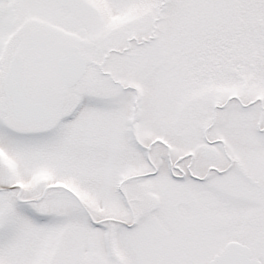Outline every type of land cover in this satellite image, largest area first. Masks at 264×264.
Here are the masks:
<instances>
[{"label":"snow or ice","instance_id":"6c2138e0","mask_svg":"<svg viewBox=\"0 0 264 264\" xmlns=\"http://www.w3.org/2000/svg\"><path fill=\"white\" fill-rule=\"evenodd\" d=\"M0 264H264V0H0Z\"/></svg>","mask_w":264,"mask_h":264}]
</instances>
